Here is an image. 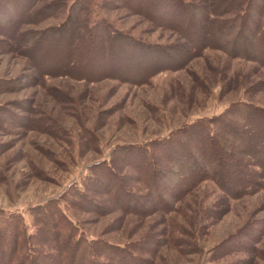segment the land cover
<instances>
[{
  "label": "rangeland",
  "instance_id": "374dc122",
  "mask_svg": "<svg viewBox=\"0 0 264 264\" xmlns=\"http://www.w3.org/2000/svg\"><path fill=\"white\" fill-rule=\"evenodd\" d=\"M77 1L34 0L20 38L0 33V264H28L34 253L43 264H72L73 255L109 264L96 250L104 243L137 258L126 264H264V188L232 197L210 178L186 187L178 165L188 171L191 161L166 159L159 143L233 102L264 107V67L217 48L189 55L192 44L167 23L121 0H89L87 19L160 47L166 64L144 81L133 80L134 70L123 80L64 74L51 57L65 55L54 54L59 41L70 42L55 31L69 32L72 10L80 27L72 43L81 42ZM183 1L209 17L223 13L218 0ZM42 5L50 15L32 17ZM36 44L53 55L33 57ZM151 49L112 58L137 61ZM73 53L81 61V44ZM147 144L155 155L138 148ZM88 245L94 257L83 253Z\"/></svg>",
  "mask_w": 264,
  "mask_h": 264
},
{
  "label": "trees",
  "instance_id": "16d2710c",
  "mask_svg": "<svg viewBox=\"0 0 264 264\" xmlns=\"http://www.w3.org/2000/svg\"><path fill=\"white\" fill-rule=\"evenodd\" d=\"M33 1L0 0V33L11 39H17L18 35L20 38L22 35L19 25L31 16ZM121 2L131 7L134 12L147 16L150 21L164 22L180 31L194 49L189 55L199 53L204 48H217L230 56L255 61L264 67V0L254 2L253 0H218L217 8H222L221 12H223L221 17L217 15L209 17L211 14L204 7H192L183 0H121ZM74 6L76 10L81 11V15L89 16L87 9L89 0H78ZM48 11L49 7L42 5L32 17L43 18L50 15ZM193 12L199 14V19H195ZM72 14L70 10L64 24L61 23L63 27L64 25L71 27L69 32H65L64 35L59 30L55 31L70 42L69 46L58 42L59 50L54 54L64 51L66 52L64 56L51 57L53 54L49 52L51 46L48 44L44 47L36 44L28 52L35 57L38 50H45L46 55L54 61L52 63L55 65V70L66 74L67 69L73 68L76 71L69 73L87 81L106 76L123 80L127 78V73L133 70L137 74L136 77L132 76L133 80L144 81L166 64H162L158 59L161 54L160 47L151 49L150 44H144L140 40L113 30L101 18L94 22L87 17L81 19V29L76 32V37L81 35V42L73 44V26L80 27ZM48 31L49 29H46L44 32ZM31 42L32 40L29 39L27 46L30 47ZM52 44L55 45L56 42L53 41ZM79 44H81V61L73 60V51ZM146 47L151 49V56L137 61L132 58L116 61L112 58V55L133 52L137 48L140 53L146 50ZM159 143L163 145L162 153L166 159L183 165L185 161H191L192 165L187 169L188 171L183 169L182 165H178L179 173L187 176L186 187L210 178L232 197L250 194L264 188V107L241 100L233 102L216 115L201 117L185 124L162 138ZM148 146L149 144L138 148L141 151H149ZM154 152L150 150L148 153L155 155ZM144 161L145 159L141 158L138 165L141 166ZM149 176L151 179L152 176ZM15 242L16 239L12 244ZM20 244L25 245L22 242ZM89 245L83 248V253L94 257L95 246L89 247ZM96 250L101 251L109 264H126L124 263L126 259L137 260L130 253L118 255L117 248L107 243L97 245ZM34 257L35 259L28 264H43L41 261L44 257L43 253L40 256L34 253ZM71 260H73L72 264H81L78 263L75 255ZM21 264L26 263L23 261Z\"/></svg>",
  "mask_w": 264,
  "mask_h": 264
}]
</instances>
